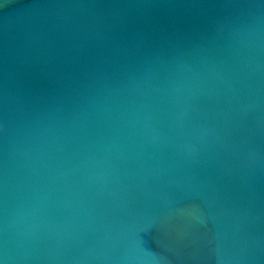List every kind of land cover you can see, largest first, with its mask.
<instances>
[{
    "label": "water",
    "instance_id": "1",
    "mask_svg": "<svg viewBox=\"0 0 264 264\" xmlns=\"http://www.w3.org/2000/svg\"><path fill=\"white\" fill-rule=\"evenodd\" d=\"M0 264H264V0H0Z\"/></svg>",
    "mask_w": 264,
    "mask_h": 264
}]
</instances>
